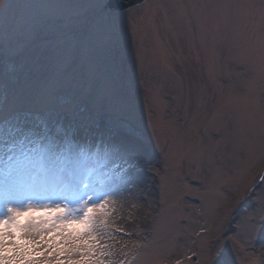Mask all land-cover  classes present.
<instances>
[{"label":"rangeland","instance_id":"rangeland-1","mask_svg":"<svg viewBox=\"0 0 264 264\" xmlns=\"http://www.w3.org/2000/svg\"><path fill=\"white\" fill-rule=\"evenodd\" d=\"M105 3L4 0L0 126L52 142L56 170L86 154L93 176L79 195L120 189L121 219L98 224L93 264H264V0H145L117 21ZM240 13L251 24L234 40L224 20ZM109 27L114 46L100 40ZM114 81L130 106L114 102ZM96 175L109 182L102 194ZM37 178L21 187L40 200L35 215L73 199L71 184L57 195Z\"/></svg>","mask_w":264,"mask_h":264},{"label":"snow or ice","instance_id":"snow-or-ice-1","mask_svg":"<svg viewBox=\"0 0 264 264\" xmlns=\"http://www.w3.org/2000/svg\"><path fill=\"white\" fill-rule=\"evenodd\" d=\"M4 0H0V5ZM107 16L112 21L119 20L125 5L121 0H107L103 5ZM262 35L261 54L264 56V10L261 15ZM224 24L230 37L240 40L251 24V16L240 13L235 18H226ZM116 34L109 27L100 36L104 45H115ZM113 99L117 105H131L129 91L119 82L114 81ZM170 135H177L174 125L168 129ZM153 128V137L158 138ZM147 151L150 142L141 145ZM52 142L45 144L39 134L31 129L26 130L23 124L11 127L0 126V193L5 197L3 214H0V264H51L49 254L56 258V264H93L97 237L96 213L104 211L106 206L105 193L101 197L79 195L81 186L91 187V177H72L70 193L50 206H42L43 213L35 215L38 206L33 204L32 195H25L21 182L30 178L34 172L53 175L60 158L53 151ZM76 155L86 158L78 148ZM86 180L88 182H86ZM36 195L42 193L36 192ZM50 199V197H48ZM53 213H57L54 215ZM255 230L256 225H251ZM260 230L264 232V212L261 213ZM39 236V240L34 237ZM60 237L58 245L50 242ZM56 251H53V249ZM74 254L79 258L74 259ZM65 259L62 261L60 257ZM95 264H100L96 261ZM215 264H229L226 256L216 259Z\"/></svg>","mask_w":264,"mask_h":264},{"label":"bare ground","instance_id":"bare-ground-1","mask_svg":"<svg viewBox=\"0 0 264 264\" xmlns=\"http://www.w3.org/2000/svg\"><path fill=\"white\" fill-rule=\"evenodd\" d=\"M109 132V131H108ZM99 133H101L104 137H106V133L103 131V129L101 128L99 130ZM71 144H69V147H70ZM78 144L76 145H71L72 146H77ZM68 146V145H66ZM103 157L101 156V159ZM83 161H89L88 160V156H86V158H80V159H74L72 162H68V165L66 163L65 167L63 168H57V170L55 169V172L53 175L49 176L47 174H42V173H36L34 172L35 174V177H38V175L41 176L42 178V181L37 178L36 180V183L37 182H42L44 183L46 186H45V189H47L48 192H55L57 193V195L59 194V192L62 190V185H63V188H65V185L68 183V176H70V173L71 172H74V175L75 177H78V178H84L86 175L87 176H90L91 179H92V174L89 173V170H88V166H86V164H84ZM59 173H63V176H61ZM57 174V175H56ZM95 179H98V180H103V184L102 187H100V193H104L106 190H107V186H108V181H105L106 179L105 178H100L99 176L96 175V178ZM27 178L25 180H23L21 182V187L22 185L25 186V184L27 183ZM29 181V180H28ZM62 181V182H61ZM86 182H88L86 180ZM60 185L59 188H56V189H53L55 188L54 186L57 185V187ZM70 184V183H68ZM44 187V186H43ZM131 189H133L134 187V183L131 184ZM106 193H110V195H107L105 197V200H106V206H105V209L104 211H101V212H97L96 213V218H97V227H98V224L101 222V221H104L105 219H107V217L111 216V217H114L116 216L119 219L120 218V205L121 203L123 204L124 200L122 199V194H121V191L120 189H113V190H110L109 192L107 191ZM43 194V193H42ZM42 197V196H41ZM43 197H45V193L43 194ZM56 200H55V199ZM51 199V203L52 204H55L56 202L60 201V197L57 198L54 197ZM55 200V201H54ZM33 204L37 205L38 206V211L40 210V200H38L37 198H33L32 201H31ZM38 211L36 213H38ZM98 230V228L96 229V231ZM50 243H54L57 245V242L54 241V242H50Z\"/></svg>","mask_w":264,"mask_h":264},{"label":"water","instance_id":"water-1","mask_svg":"<svg viewBox=\"0 0 264 264\" xmlns=\"http://www.w3.org/2000/svg\"><path fill=\"white\" fill-rule=\"evenodd\" d=\"M142 1H145V0H121V2L127 6L129 4H136V3H139V2H142Z\"/></svg>","mask_w":264,"mask_h":264}]
</instances>
